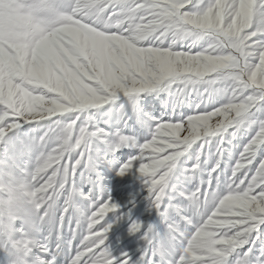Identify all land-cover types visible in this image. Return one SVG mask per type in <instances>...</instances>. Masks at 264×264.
I'll list each match as a JSON object with an SVG mask.
<instances>
[{
  "label": "snow or ice",
  "instance_id": "1",
  "mask_svg": "<svg viewBox=\"0 0 264 264\" xmlns=\"http://www.w3.org/2000/svg\"><path fill=\"white\" fill-rule=\"evenodd\" d=\"M6 18L0 177L31 185L35 209L0 232V264L13 248L29 264H264V0H33ZM117 153L142 185L123 206L100 170ZM137 196L155 219L131 221ZM122 222L140 239L114 254Z\"/></svg>",
  "mask_w": 264,
  "mask_h": 264
},
{
  "label": "rangeland",
  "instance_id": "2",
  "mask_svg": "<svg viewBox=\"0 0 264 264\" xmlns=\"http://www.w3.org/2000/svg\"><path fill=\"white\" fill-rule=\"evenodd\" d=\"M23 4H25L24 0H0V29H2L8 22L6 13H14L16 7ZM13 5L16 6L13 7ZM122 151L128 152L130 150L122 149ZM116 157L119 158V163H117L111 169L104 166L100 170L104 177L102 184L110 189L112 200L123 206L127 204L131 197L140 192L142 185L141 181L132 175H126L122 178L116 175L119 167L128 159V157H120V153H117ZM26 159L27 158L25 157V160ZM20 163L21 166H23L24 161L22 160ZM19 183H23V181H20ZM14 186L15 185H12L8 179L0 177V196L18 193L11 190V187ZM136 199V208L140 209V212L136 213V210L134 209L131 221L148 222L155 219V213H153L151 216L147 214V201L141 199L140 196H137ZM129 227L130 223L122 222L120 224H115L112 230L109 232L107 243L113 248L114 254H119L120 250L131 252L137 247L140 236L138 233L129 234Z\"/></svg>",
  "mask_w": 264,
  "mask_h": 264
},
{
  "label": "clouds",
  "instance_id": "3",
  "mask_svg": "<svg viewBox=\"0 0 264 264\" xmlns=\"http://www.w3.org/2000/svg\"><path fill=\"white\" fill-rule=\"evenodd\" d=\"M33 0H24L25 4L32 3ZM16 5H13L15 7ZM27 195L18 192L12 195L0 196V232L3 236H10L14 231V224L19 218V213L23 210L34 211L35 202L32 193L34 189L31 185H26ZM16 213L17 215H13ZM29 253L22 248H13L9 252L10 264H29L27 259Z\"/></svg>",
  "mask_w": 264,
  "mask_h": 264
}]
</instances>
